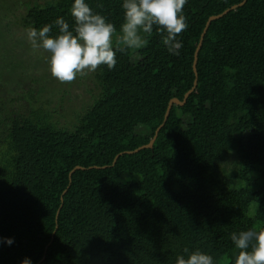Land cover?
Instances as JSON below:
<instances>
[{
	"label": "trees",
	"instance_id": "trees-1",
	"mask_svg": "<svg viewBox=\"0 0 264 264\" xmlns=\"http://www.w3.org/2000/svg\"><path fill=\"white\" fill-rule=\"evenodd\" d=\"M242 1L187 0L172 55L156 26L120 43L122 0H87L116 26L117 64L62 82L27 29L71 25L73 0H0V264H175L184 248L233 264L230 233L264 228V0L212 21L197 89L152 148L112 163L150 142L194 85L209 18Z\"/></svg>",
	"mask_w": 264,
	"mask_h": 264
},
{
	"label": "clouds",
	"instance_id": "clouds-1",
	"mask_svg": "<svg viewBox=\"0 0 264 264\" xmlns=\"http://www.w3.org/2000/svg\"><path fill=\"white\" fill-rule=\"evenodd\" d=\"M187 0H122L123 22L119 41L129 49H140L146 43L142 33L156 31L172 55H179L183 47L178 35L187 29L183 7ZM73 23L64 16L40 28L27 29V39L33 49H43L48 56L51 75L62 82H71L95 72L101 65L113 69L117 64V51L113 46L116 26L108 18L92 9L87 0H73L70 9ZM58 28L56 34L53 28ZM230 239L237 250L233 264H264V228L233 231ZM0 242L11 246L14 238L3 237ZM22 264H32L25 259ZM175 264H217L209 252L184 248L178 253Z\"/></svg>",
	"mask_w": 264,
	"mask_h": 264
},
{
	"label": "water",
	"instance_id": "water-1",
	"mask_svg": "<svg viewBox=\"0 0 264 264\" xmlns=\"http://www.w3.org/2000/svg\"><path fill=\"white\" fill-rule=\"evenodd\" d=\"M247 1H248V0H243V1L240 2V3L234 4V5L231 6L230 8L226 9L225 11H223L222 13L217 14V15H213V16H211V17L209 18V20H208V22H207V24H206V26H205V28H204V31H203V33H202V35H201L200 42H199V44H198V46H197V49H196V51H195V59H194V64H193V66H194V72H195L196 78H195V81H194V85H193V87H192V88L186 93V95H185V97H184L183 100H181V99L175 97V98H173V99L170 101V103H169V105H168V108H167V111H166V115H165L164 122L160 125V127H158V129H157V131H156L154 137L150 140V142H149L148 144L142 145V146L138 147V148L135 149V150H130V151H124V152H121L120 154H118V155L115 157V159H114V161H113V163H112V166L115 165V164L117 163L119 157H120L121 155L125 154V153H135V152H138V151H140V150H142V149H144V148H146V147H150V148H152V147L154 146V143H155V141H156V139H157V137H158V135H159V132H160L161 128L165 125V123L167 122V120H168V118H169V116H170V113H171V110H172L173 105H174V104L184 105V104L187 102V100H188L190 94H191L193 91H195V90L197 89V87H198L199 74H198L197 64H198V60H199V52H200V50H201V48H202V46H203V42H204L205 35H206V33H207V31H208V29H209V27H210L212 21L215 20V19H218V18L223 17L224 15H226L227 13H229L231 10H234V9H236L237 7H239V6L243 5V4H245ZM94 167H96V168H101L100 166H97V165H95V166H91V167H89V168H94ZM102 167L105 168V167H108V165H105V166H102ZM77 169H86V167H84V166H80V165H77L74 169H72V170L70 171V179H71L73 173H74ZM67 190H68V189H66V190L64 191L63 195L67 192ZM60 209H61V208H60ZM60 209L58 210L57 218H58V216H59ZM53 239H54V234H53V236H52V240H51L50 243L47 245L46 250H47V249L49 248V246L51 245ZM45 258H46V252H45V256L39 261L38 264H40Z\"/></svg>",
	"mask_w": 264,
	"mask_h": 264
},
{
	"label": "rangeland",
	"instance_id": "rangeland-1",
	"mask_svg": "<svg viewBox=\"0 0 264 264\" xmlns=\"http://www.w3.org/2000/svg\"><path fill=\"white\" fill-rule=\"evenodd\" d=\"M8 39H9V38H8ZM9 40L12 42L14 39H13V37H12V38H10ZM18 40H19V42H22V43H24V44L26 43V42H25V37H21V38H19ZM26 48H27V44H26V45H23L22 49H23L24 52H26ZM40 50H41V49H33L32 47L29 48L30 53H31V54H34V55L37 56L38 58H41V56H40V55H41ZM39 54H40V55H39ZM24 56L26 57V55H24ZM26 58H27V57H26ZM42 59H44V61H48L47 53H46V54H45V53L43 54ZM42 59H39V61L41 60L40 62H41V64L43 65L44 61H43ZM24 61H26L27 63L29 62V61L26 60V59H24ZM46 64H48V63L46 62ZM74 83H75V82H74ZM56 86H58V84H57ZM73 86H74V85H73ZM72 90L76 91V89H74V87H72ZM88 97H89V96H88ZM68 98H69V96H68ZM230 167H231V166L229 165L228 168H230Z\"/></svg>",
	"mask_w": 264,
	"mask_h": 264
}]
</instances>
